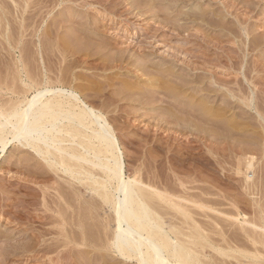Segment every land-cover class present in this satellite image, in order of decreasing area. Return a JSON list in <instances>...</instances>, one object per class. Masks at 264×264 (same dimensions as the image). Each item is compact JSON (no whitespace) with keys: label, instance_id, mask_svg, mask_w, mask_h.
Instances as JSON below:
<instances>
[{"label":"bare ground","instance_id":"1","mask_svg":"<svg viewBox=\"0 0 264 264\" xmlns=\"http://www.w3.org/2000/svg\"><path fill=\"white\" fill-rule=\"evenodd\" d=\"M13 1L15 2L16 5L12 3ZM153 1L152 0H102V1L101 0H12L11 4L12 5L14 4L15 6L14 5L12 6L11 4L9 6L10 7L12 6L11 7L12 11L14 10L13 12L9 11L10 7H8V9L6 8L8 4L6 2H9V0L3 1L4 3L0 5L2 6L0 10V17H1L0 18L1 19L0 29H2L0 30L1 31L0 35L2 37L0 41L1 43L0 46H2V48H5V49L7 47H11L10 49L13 48L15 51L19 50L18 51L19 55L12 59H14V62H15L14 65L16 67V70L18 71V72L16 71L17 78L20 81V82L18 81V83L16 82L17 80L15 79L16 76L13 79L11 78L12 80L8 78L9 80H5V81H3L4 79L2 80L4 75L2 76V78H0V81L2 80V82H0V159L2 158V153H5L8 149H10L11 146L13 147L12 149H15L14 151L17 150L18 152L20 151V153L22 151H26L28 153L30 152L29 156L31 157L32 155L31 158H33V161L35 160L33 163L34 167L35 168L38 167V168L37 170H35L32 167L31 169L33 171L29 169L31 173V174L28 173L30 174L29 178L33 173V176L31 177H33L34 179L30 178L31 179L30 181L37 184V186L40 185L38 187V190L39 188H41L40 190H42L41 191L42 195L40 196H41V204L44 206L48 205V203L50 204V201L47 200L48 194L46 197V188L48 189V187H46L47 186L46 181L51 178V177H47L48 173H50L49 171L48 173L46 172L47 171L46 169L48 167H49L48 170L51 168L50 169L51 171H53L54 173L57 172L56 179H57V174H59V172L66 173L73 179L75 184L78 182L80 183L79 184L80 186L81 184L82 186H85L84 188L86 189V191H89L88 192L89 194L87 192L85 193L84 191L82 192L81 191L82 189L78 185H77L78 187L74 185L77 187L75 191L73 192L76 198H74V201L73 200L71 201L70 199H67V198H72V197H69V195L72 194V190L70 188L69 189L71 193L70 194L68 193L69 194V195L67 194L68 197L67 196L65 197L64 193L62 192L63 190L59 189L61 185H59L58 188H56L55 186V191L57 193L56 195L55 194L54 195L56 196L57 199L55 200L54 198L55 196H54L53 198L55 201L52 200L53 198L51 199V201H53V203H56L54 205H57V207L50 208L49 206L48 208L51 209V210L49 209L50 211L54 212L53 214L54 217L56 216L55 222L54 220H52L53 218H51L50 220L53 221L55 224H57L56 226L61 227V228L58 227L59 230L61 229L60 234H59V231L58 232L55 231L58 233L60 237L57 236L56 238L58 239L56 241L54 240V242H51V244H47L44 241L45 239H42L43 237L42 232L44 230L43 231L40 230L42 232H39V231L37 232L33 230L34 228L32 229L33 226L32 227L30 226L29 228H27L29 230L31 228L32 230L31 231L32 233L29 235L30 236L29 240L31 241L33 240V241L32 242L30 241L29 243L31 244L34 241H36V244H34L35 242L33 243L34 248H31V249H36L37 252L38 251L44 252V254L50 253V252L57 253L56 256L54 257L52 256L53 258L51 257H50L51 259L49 258L51 262L55 261L54 264L55 263L62 264L65 261L64 259L68 257L69 258L71 257V258L68 259L67 264L68 263L77 264L78 258L76 257L78 255L75 254L77 256H73L74 251L72 249V246L70 245L72 243H74V245L72 244L73 247L75 245L77 246L79 245L81 247L82 246L88 247L89 250H93V251L94 250L96 251L97 249L98 254L100 253L98 249L105 250L107 251V253H109V251L110 253L113 252L115 255L118 256V258L120 257L123 259L121 261L125 260L124 262H128V264H134V262H136L137 264H243V263L264 264V200H263L264 198L262 199L259 197L260 199L257 198L256 200L252 202V204L255 206L254 207L255 210L253 211L254 216L253 217L250 216V218H248L247 214L246 213L244 214L242 212L241 207L238 205V202L235 201L236 199L235 200L231 199L232 201L230 200L231 202L229 203V205L231 207L229 206L227 210H224L227 207L221 208L220 206L223 207L224 204H228L227 203L228 200L227 201L225 200L226 201L225 203V202H221L224 199L222 200L220 199L221 201H219L218 198L216 199L215 197H213L217 194L214 193L212 190H210L209 188L210 186L207 188L206 186H203V187L200 186V188H203V189L200 192H196V191L194 192L196 187L194 188L193 185L189 186L190 184L189 180H188L189 182L188 186L185 184L186 182L183 181L184 180L183 176L185 174L184 172H182L184 174L183 176H181L182 173L180 171L181 173L180 177H183L182 180L178 176L179 174L171 175V177L176 175L173 178H176V180L179 181L177 182L179 184H176V182L174 183L176 184L175 186H173L174 184H172V186L168 185L171 179L169 181L168 176L167 178L165 177L166 175L161 178H165V180L168 179L169 181V182L167 181L168 184L166 183L164 179L162 181H164L165 183L164 182L159 183L160 181L157 182V180L159 179L158 178L159 175H157L156 177L154 176V178H157L156 180L153 178L154 180L152 181H150V179L149 181H145L144 180L145 176L144 178H142L143 174L141 175V173H138L139 171L138 172L135 171L134 172L135 174L133 173L134 175L126 174L125 162L123 159V155L119 149L118 138L116 134L114 133V129H112L113 127H111L112 125L111 121H113L112 120L113 118L110 120L108 117V114L106 115V111L108 112L110 111L108 110V108H110L109 106L111 104L113 105L114 102H117L118 104V102L120 103L125 100H128V101L130 100V102L131 101L133 103L138 102V104L143 105V106L153 105L151 108L157 116L155 120L156 123L154 124L152 123L153 125H169L170 126L171 124V125H197V126L198 125L199 126L208 125V127L211 126L212 129H214L212 130L214 132L210 131L211 129L210 128L209 130L207 129L208 131L206 129L203 130L204 133H202L200 131L202 129L198 128L199 126L197 127L198 132L200 131L202 134L198 133L196 135L197 140L195 137L193 138L194 140L200 141V142L199 144L194 143V145L192 146V149L200 148L202 151L204 149L206 150L208 149V151L212 150L210 152L215 151L214 152L215 154L218 153V155H220L218 156L216 154L218 156V159L219 157H221V159L222 157L226 158L227 157L225 156L227 152L225 151L226 148L228 150L229 148L232 147L234 143L235 144L233 147H235L236 144H237L236 147L239 146L238 143L242 141L241 140L242 138H245L243 136L242 138L240 137L241 138L239 139L240 141L237 140L236 138L233 140V141L235 140L239 141L238 143L230 142V140L234 138L233 135H235L234 134L235 129L236 130L239 129L238 135L246 134L245 133L246 130H244L245 128L240 129L241 126H239V125L244 124V123L242 124V122H244L243 119H245V116L244 117L242 116L243 114H240L241 116L238 115L240 117L235 118L233 121L230 119L231 122L227 121L229 111H231L232 108L236 107L238 102H242L243 105H246L248 106V108L255 110L256 116H257L256 119H258L257 121L259 122L258 126L261 125L260 129L262 128L263 129V130L261 129L263 131L262 134L264 133V80H263L264 78H262L263 76L259 75V73L264 72V60L263 61L261 60L262 57L260 58V60L259 58L257 60L254 58L255 61L250 59L253 62H250L249 59L248 61H244L245 57L242 60L241 52L239 53V55H236V56L235 54H233L232 56L230 55L228 59L225 57V59L228 60V61L225 60L226 62H228V63L225 62L226 65L229 64L231 68H237L239 73L242 74L241 76L242 78L236 77L232 81L230 80L231 78H234V76L231 77L229 80L228 78L227 79L225 78L224 80V79H221V77H219L218 75L217 76L219 78L216 76V73L214 72L216 67H214V69L211 68L213 66L210 67V65L212 64L211 61L213 60L212 58H210V56L212 55L207 53L209 50L208 49L206 50L203 47L205 45H203L202 43L198 44L200 46L198 48H195L194 46L192 47V44L190 42L175 44L174 45L175 47L173 48L171 47V50L167 51L168 52L167 56L166 55L164 56L166 62L157 63L153 60V57H152V55L155 52L151 50H153L152 48H156L155 45H157V43L155 41H156V38H159L160 36L159 35L155 36L154 34H158V33L155 32L153 34V32L150 31L151 29L148 30L149 29L148 26L140 30L141 34L145 33L144 35H146V37L144 38L146 39H143L141 45H139L135 49V54L133 55L135 59H133L132 55L127 56L126 51L128 49L126 50V48L122 47L121 42L118 39H116L114 36L109 34V30H111L110 28H113L118 21L121 23L124 22V26L127 27V30H128V27H130L131 24H130V18L127 17V15L128 16L130 14L132 15L135 14V16H138V14L141 15L140 11L142 10H140V7L143 4L144 5L142 8H145V10L149 12L150 10L154 8V5L158 3L154 1L155 3L154 4ZM99 3L102 4V6H100ZM159 4H160V1H159ZM62 7L66 8V11L65 10L59 11V9H63ZM155 7H158V6H155ZM56 9H58V13L56 12L54 14ZM138 9H139V12H136L138 11ZM11 13H12V16L14 15L12 19L13 18H16L15 20L18 19L16 21L18 23V26H16L17 30H16V27L15 28L13 27V30L14 29L16 30V31H13V33H15L13 35L14 38L11 35L12 31L9 34V31L11 29L9 30L7 26L8 23L12 24L10 23ZM189 13L186 12V14H189ZM96 14H98V16ZM195 14L193 13L194 15L193 17L195 20L193 18L191 19L196 22V19L197 20L199 19L198 17L200 14L198 13L199 15H196L198 17H196ZM7 15H9L10 18H7L9 17ZM176 16L177 15L175 16L173 15V17L178 19V23H179V18L181 20V17H178V16L176 17ZM188 16H185V19L186 17L188 18ZM191 16H189V18ZM169 18L172 19L171 15L168 14L165 16V19L168 20ZM200 18L204 19L205 17L204 18L200 17ZM175 20L173 21L174 24H172V27L170 26L171 24L169 23V21L167 22L164 21V22L166 23L167 26L168 24H170L169 25L170 29L172 28L174 31H176L175 29H177L178 32H175L176 34H172L173 38L177 40L185 41L184 39L188 38V36L181 34V32H184L183 30H181L180 32V27L182 26L177 25V22H175ZM44 22L45 23L47 22V23L42 28V24H44ZM171 23H172V20H171ZM187 24L188 22L186 23V25ZM189 24H191V21ZM196 24L197 22L194 25ZM158 26H160L159 23H158ZM183 26L185 27V23L183 24ZM200 26H203V25L200 24ZM196 27H197V30H200L199 32L195 30L196 35L197 33H200V32L202 33L201 29H203V27L202 28L200 27L201 29H198L199 28L198 25ZM196 27L194 26V28ZM134 28L136 29V27ZM159 28L160 27H158L157 30ZM186 28H187L186 30L190 29V28L188 29V27ZM61 29L62 30L64 29V31H62ZM135 29H133V33L134 31H137ZM181 29H184V28H181ZM190 30L192 31V29ZM163 31L160 32V34H163ZM140 33L138 31L137 34L140 35ZM202 34H204V36L208 35L206 32ZM162 37H165V34L164 36L162 35ZM192 37L194 36L192 35ZM192 37H191V40L193 39ZM150 40H153L154 42L152 43V41ZM145 41H148V42H145ZM27 42L29 44H27L28 47L26 48ZM144 42H145L144 45L146 46H142ZM186 43L188 44L190 43L191 47L187 45ZM29 46L30 47L32 46L33 48L31 47V52H29L28 54L26 53V55L30 58V59L29 58L27 59H29V62H32L35 60L36 61V62L34 61L35 62L34 64H36L34 65L35 67H37L39 64L38 68L39 67L40 68L39 69L35 68L36 71L38 69L37 71L38 73H36L35 70L34 72L33 68L28 67L32 65L31 63L27 64L28 60L26 61V57H25L26 56L25 52L27 51L26 49H28V51L30 50ZM10 49H7V51L9 50L11 52V53L10 52L8 53H10L12 57L13 52ZM3 52L5 51L3 50ZM235 52H237V50ZM242 55L246 56L245 53H243ZM218 57H219V54L217 53L214 59L215 58L218 59ZM239 58H241V60ZM8 59H9V56H8ZM220 60H218L219 61L218 64L221 63L222 60L221 61ZM11 61L12 60H10V63ZM37 62L39 63L37 64ZM169 62L172 64L171 66L167 65V63ZM213 62L214 64L217 63L215 62V60H213ZM82 64L85 65V67L88 70L99 69L104 72L106 71H113V72H111V75H108V76H105L106 73L105 74L103 73L105 80L102 81V79L100 80L98 78L97 79L94 78L96 76L99 77L100 75H103L101 73H98V71L97 73L94 72L96 76L94 77L92 76L91 78V76H89L88 73H87L88 74L87 76V74L86 75L81 74L83 72L79 73L78 70H75L77 69L76 67ZM4 65H7V63ZM219 66L217 65V67ZM13 69L14 68H12V71ZM29 69H30V72L32 70V73L28 71ZM121 70H126L127 73L133 74L132 77H134L133 79H135L136 77V80L134 82L127 81L126 84L124 85L122 84L123 89L120 88V90L119 91L117 90V92L114 93V95L112 93L108 94L109 91L105 92L106 89H108V86L110 87L111 84L114 83L116 78L118 79V76L114 75V73L118 74ZM4 71H7L6 68ZM4 71L2 72V74L4 73ZM205 72L211 73V75L214 76V79L209 73L208 75ZM195 73L200 74V75H196V77H194ZM144 75L148 76V78L146 77L147 78L146 81H149L150 83L149 85H152L154 87L151 90L148 88L149 90L146 91L143 89L144 86L142 87L143 82L140 79V77L143 76L144 78ZM5 76L7 79L8 75H5ZM12 77H14V75ZM245 82H247L249 85H246ZM210 83H212V85ZM17 84H20V85L18 86ZM246 86L247 87L249 86V87L247 88ZM142 91H146V92H142ZM183 93L186 94L184 95V98L179 96V95H183ZM99 96H101L100 97L101 99L102 97L104 99L100 100ZM106 96L108 100H110L109 102L107 101ZM187 97H190L192 100L190 98L188 99H190L191 101L184 100V99H187ZM98 99L101 102H99ZM105 99H106V104L108 103L110 104L109 106L105 105V103L103 102V100ZM101 103L105 107L107 106V109L104 106H102ZM157 103L159 104L156 105ZM166 104H169V105H166ZM121 107H124V106L121 105ZM144 110L145 109H143V111ZM129 113L130 112H128V114ZM179 113L185 114V116L180 115ZM128 116L130 115H127L126 119L129 118ZM253 119L255 120V118ZM128 123H131V122L129 121ZM247 127H248V124H247ZM233 128L235 129L233 130ZM179 129L181 130V128ZM240 130H241V134H240ZM193 131H192L193 135L197 133V130L195 131L196 133ZM253 132H252V136H253ZM256 133L257 132H255V134ZM164 134L167 135L166 133ZM253 137L255 138V136ZM261 137H260L261 142L259 143L256 142V143L257 145L258 144L263 145V147H261L262 149L258 153L262 154V156L260 155L261 157H264V134ZM162 138L160 142L162 141ZM178 140H179V137H178ZM146 141H148V139ZM157 141L159 142V139ZM175 141H173V143ZM245 141L247 142L248 140L245 139ZM254 141L250 140L248 141V143L254 142ZM231 143H233L231 146H227V144L229 145ZM186 144L187 143H185V145ZM179 147L178 149L180 150L181 147L180 148ZM237 149H234L233 152ZM256 149L257 148L255 146L253 149V148H250L248 145L247 147H242L238 151L234 152V153L240 154V156H242L241 154L245 156V157L243 156L242 158L239 156V158L241 159H239V161L237 160L238 162L237 164L239 168L237 170L244 172V169L247 168L245 169V171L246 170L247 171L244 175L246 178L247 177L250 178V180L248 178L247 179L245 178L247 180V182L245 181V184L249 183V181L252 182L253 180V179L251 180V178L253 177V174L252 176H250V173L248 171L252 170L256 165L255 163V160L257 158ZM231 151L232 149H230V152ZM19 155L15 159H18L21 161L24 160L23 158L25 156L21 154ZM173 156H171V159ZM235 158L236 157H234V159ZM218 159L216 160L217 164L221 162ZM7 160L9 161L10 159L8 158ZM42 165H45L47 168L46 167L43 168L44 166L42 167ZM221 165L225 166V164L224 165L221 164ZM240 165L244 166L243 170H242V167L241 168L239 167ZM41 167L45 171H43ZM99 169L102 171V173L101 171H99ZM174 172L177 173L175 170ZM155 173L156 172H154V174ZM28 174L27 176L23 175V177L21 176L18 177L16 181H11L9 184L7 183V187L13 186V190L17 188L24 189V187L30 188L31 182L28 180ZM69 176L66 178H68V180L70 181L71 178L69 179ZM216 178L218 179V177ZM263 179L264 178H262V180ZM58 180L57 182H59ZM64 180L65 178L63 179V181ZM206 180L208 181L207 178ZM27 181L30 184H28ZM251 182H250V185L252 184L251 186H254V184H256L255 187L257 186L258 189L261 191V194L264 195V185L259 184V182H257V179L256 181L253 180V182L252 183ZM15 183H17V185L19 183V186L17 187L14 186ZM262 183H264V181H262ZM5 184L0 180V185H1L0 186V204L5 207L4 208L5 212L11 211L14 214L13 217L18 219L19 221H22L23 219L25 220L27 216L28 218L29 217L31 218L32 216H29L31 214L29 211V207L31 206L32 203L35 202L34 201L35 199L31 203L30 199L28 200L29 197L26 199V198L16 197V195L10 196L9 192H7L8 190L6 191L7 188L4 189V187H6ZM59 184H62V183H59ZM242 184L244 186V179L242 181ZM177 185L181 186L182 190L176 189L175 187ZM250 185H248L249 188H252ZM243 186H241V188ZM247 187L245 186L244 188L248 190ZM255 187L253 188L255 189ZM216 188L218 189V187ZM253 188L252 190H254ZM33 189L36 190V188H33ZM51 189H52V186H51ZM243 189H241V191ZM243 191H246V190H243ZM248 191L251 192L250 189ZM83 193L87 194L86 195L87 199L85 198L84 201L81 200L83 199L82 198ZM32 194H34V192ZM252 195L254 194L252 193ZM217 196H220V194H218ZM261 197H264V196H261ZM61 201H63L62 202L63 205L59 204ZM15 204L22 207V209L21 208L19 210L17 209V211L12 210ZM100 206L101 207L105 206L103 208H106V211L107 209H109L108 212L104 211V213H108L106 214L107 216H105L104 214L103 218L105 219H103L104 221H102L104 223L102 224L101 222L100 223L101 225L100 226L98 225L99 227L102 226L101 232L103 231V233L101 234H103L102 235L104 237L103 240H101L102 236L100 237V235H98V232L100 230L98 231L97 229L96 231L98 232H95L91 228L93 224L90 225V227L87 224L90 220L95 221L96 212L99 211L98 209H100L99 208ZM192 208H197L203 212L205 211L208 212V210L211 212H215V214L211 213L213 214V216H215V218L213 217V220L215 219L214 222L212 220V223L208 221L207 223L206 222L207 219L202 220V218H201L202 221H200L197 215L198 213L195 212ZM168 209L174 210L175 212L172 213L173 211L172 212L170 211L171 213L170 214L167 211ZM250 209H249V213H250ZM244 212H246V210ZM209 214H205V215L203 214V215L208 218L211 215ZM47 215H44L42 217L43 219L42 218L41 219L42 220L47 219L48 218ZM97 215L99 216L98 213ZM167 215L168 216L174 215L173 217L174 218L176 217L175 218L176 221L178 218V216L176 215H180L179 216L180 218H178V220L180 219L181 221L180 220L179 221L181 223L178 224L175 221L173 222L171 220H169L171 221L169 223L166 220V218L168 217ZM195 215H197L196 218H195ZM40 217L41 216H39V218ZM99 217L101 218V216ZM173 217H172V220H173ZM169 219L171 218L169 217ZM211 219H212V216H211ZM30 221L31 220H29V222ZM94 221L93 223H95ZM43 223L44 222H42V224ZM89 228H91L95 233H97L99 237L97 235L96 237L93 236L95 233H91L89 231L90 230ZM210 231H212L214 234L215 233L218 234L220 236L219 238L221 239H215V237L213 238L212 234L210 236V234H208ZM2 233L0 235V248L2 246L4 250L6 249V253H5L6 255H8L7 254L8 252L9 253H11V251L14 252L13 249L20 248V245L22 243L20 245L16 244V242L13 243L11 241L13 239L10 237L11 235H4V233L3 234ZM216 234L215 236H217ZM97 237L100 238V241ZM29 243L27 244L29 245ZM28 245L25 244V246L27 247ZM25 246H23V248ZM30 247H33V246L30 245ZM28 249H25V250H28ZM102 252L100 254H102ZM213 252L214 253L217 252V254H214ZM11 254L12 256H14L13 253ZM98 254L94 256H92L91 254L90 258L87 257V259H89L88 260L89 262L87 264L89 263L92 264L94 258L98 256ZM12 256L10 257L12 258ZM103 256L105 258V255ZM103 256H101V258ZM109 257L111 256H108V258ZM6 258L8 259L9 257L6 256ZM82 258H83L82 262L84 263V261L87 259L84 260V257ZM109 259H108V262H109ZM228 259H230V261ZM7 261H4V262H7ZM79 261L81 262L80 259ZM95 262H97V260ZM108 262L106 264L112 263V262H109V263ZM85 264H86V261H85ZM114 264H115V261H114Z\"/></svg>","mask_w":264,"mask_h":264},{"label":"rangeland","instance_id":"2","mask_svg":"<svg viewBox=\"0 0 264 264\" xmlns=\"http://www.w3.org/2000/svg\"><path fill=\"white\" fill-rule=\"evenodd\" d=\"M2 1V2H1ZM3 1H8V0H0V2H1V4L0 5H2L4 2ZM11 1L12 0H9V2H6V3H8L7 4V9H8V7H10L9 5L11 4ZM102 1V0H101ZM153 1V0H152ZM154 1L155 2H158L157 4H155L154 3ZM153 1V3L155 4L154 5V8L152 9V10H150L149 12L148 11H146L145 10V8H142L143 7V5H141V7H140V10H142V11H140V14L141 15H139L138 14V16H135V14H130L129 16L127 15V17H129L130 18V27H128V30H127V27H125L124 26V22H117V21H115V22H117L116 24H115V28L113 27V28H110L111 30H109V34L110 35H112V36H114L116 39H118L120 42H121V45H122V47H124V48H126V54H127V56H133L134 54H135V49L139 46V45H141V43H142V40L143 39H146V38H144V37H146V35H144V34H141L140 33V30L142 29V28H146L147 26H148V30H150V31H152L153 32V34L156 32V33H158V34H154L155 36L156 35H159V36H157V37H159V38H156V43H157V45H155V47L156 48H152L153 50H151V51H154L155 53L152 55V57H153V60L155 61V62H157V63H162V62H166V60H165V55L167 56V51H170L171 50V47L173 48V47H175L174 45L175 44H178V43H185V42H190L191 44H192V47L194 46L195 48H198V47H200L198 44L199 43H202L203 45H205V46H203L206 50L208 49L209 51L207 52L208 54H211L212 56H210V58H212L213 60H215V62H217L216 64H214V62H213V60L211 61V65H210V67L211 66H213V67H211L212 69H214V67H216L215 68V73H216V76L218 75L219 77H221V79H224L225 80V78L227 79L228 78V80L231 78V77H233L234 76V78H231V80L230 81H232V80H234L236 77H239V78H242L241 76H242V74L241 73H239V71H238V69L237 68H231L230 66H229V64H227L226 65V63H228V62H226L225 60H227L228 58H229V56L231 55H233V54H235V56L236 55H239V53L241 52V58H242V60H243V58L245 59L244 61H248V59L250 60V59H252V60H254L255 61V59L257 60L258 58H259V60H260V58H261V60L263 61L264 60V0H154ZM159 1H160V4H159ZM176 1H178V2H176ZM165 2V3H164ZM176 2V3H175ZM12 3H14L15 4V2L13 1ZM103 3H104V1H103ZM163 3V4H162ZM13 4V5H14ZM100 4V3H99ZM165 4V5H164ZM12 5V4H11ZM12 5V6H13ZM16 5V4H15ZM14 5V6H15ZM164 7H163V6ZM11 6V7H12ZM97 6V5H96ZM100 6H102V4H100ZM155 6H158V7H155ZM1 7L2 6H0V10H1ZM10 7V8H11ZM10 8H9V11L10 12H13L12 11V8H11V10H10ZM63 8V7H62ZM157 8V9H156ZM160 8V9H159ZM6 9V10H7ZM14 9V8H13ZM66 11V8H63V9H59V11ZM95 10V9H94ZM94 10H93V12H94ZM8 11V10H7ZM145 11H146V13H145ZM153 12V14H152V12ZM179 11V12H178ZM181 11V12H180ZM58 13V9H56V11L54 12V14L55 13ZM96 12V11H95ZM136 12H139V9H138V11H136ZM148 12V13H147ZM151 12V13H150ZM168 12V13H167ZM171 12V13H170ZM173 12V13H172ZM176 12V13H175ZM186 12L187 13H189V12H191V13H189V14H186ZM156 13V14H155ZM159 13V14H158ZM181 13H183L185 16H191L190 18H189V16H188V18L190 19H188L187 17H186V19H185V16L183 15V14H181ZM193 13L195 14V16L196 15H199V17L198 16H196V17H198L199 19L197 20L196 19V22H197V24L196 25H194L196 22L194 21L195 19H194V15H193ZM199 13V14H198ZM203 13V14H202ZM10 14V13H9ZM144 14V15H143ZM162 14V15H161ZM171 15V17H172V19H165V16L166 15ZM179 14H180V16H179ZM206 14V15H205ZM52 15H53V13H52ZM97 16H98V14H96ZM157 17H156V16ZM173 15L175 16V15H177L178 17H181V20H180V18H179V23H181V24H179L178 23V19H176L175 17H173ZM184 17H183V16ZM204 15V16H203ZM7 16H9V15H7ZM10 16H11V18H10ZM9 17H7V18H10V19H8V20H10L11 22L10 23H12V24H9L8 23V29L10 30L9 31V34L11 33V31H12V33H11V35H12V37H13V35L15 34V33H13V31H16L17 30V27L16 26H18V23L16 22L17 20H15L16 18H13L12 19V17H14V15L12 16V13H11V15H10ZM51 16V15H50ZM49 16V17H50ZM100 16V15H99ZM155 16V17H154ZM159 16V17H158ZM176 16V17H177ZM238 16V17H237ZM183 17V18H182ZM200 17H205L204 19H202V18H200ZM1 18V17H0ZM161 18V19H160ZM165 20H164V19ZM174 18V19H173ZM191 18H193L194 20H192ZM239 18V19H238ZM48 19V18H47ZM46 19V20H47ZM176 19V20H175ZM1 20V19H0ZM13 20V21H12ZM45 20V21H46ZM160 20H161V22H160ZM171 20H172V23H171ZM175 20V22H177V25H180V26H182V27H180V32H181V30H183L184 32H181V34H183V35H187L188 36V38H185L184 40L185 41H182V40H177V39H175V38H173V36H172V34H176L175 32H178L177 31V29H175L176 31H174L172 28L170 29V26L172 27V24H174V21ZM241 20V21H240ZM167 22V21H169V23L171 24H168V26L166 25V23L165 22ZM190 21H191V24H189L190 23ZM195 23H194V22ZM242 23H240V22ZM1 22V21H0ZM188 22V24L186 25V23ZM47 23V22H46ZM46 23L44 22V24H42V28L46 25ZM150 23V24H149ZM158 23H159V25L160 26H158ZM163 23V24H162ZM165 23V24H164ZM185 23V27L183 26V24ZM194 23V24H193ZM240 23V24H239ZM146 26H145V25ZM148 24V25H147ZM200 24L201 25H203V26H200ZM205 24V25H204ZM9 25H10V27H9ZM170 25V26H169ZM196 27L197 25H198V29H201L202 27H203V29H201V31H202V33H207L208 35V37L206 36V38H205V36H204V34H202L201 32L200 33H197V35H196V31H200V30H197V27L196 28H194V26ZM243 25V26H242ZM151 26V27H150ZM157 26V27H156ZM165 26H167V27H165ZM193 26V27H192ZM12 27V28H11ZM13 27L15 28L16 27V30L14 29L13 30ZM134 27H136V29L134 28ZM156 27V28H155ZM158 27H160L159 29H161V30H157V28ZM186 27H188V29L190 28V29H192V31L189 29V30H186L187 28ZM192 27V28H191ZM201 27V28H200ZM181 28H184V29H181ZM31 29H32V27H31ZM30 29V30H31ZM133 29H135V30H137V31H134V33H133ZM0 30H2V29H0ZM62 30V29H61ZM113 30V31H112ZM164 30V31H163ZM195 32H194V31ZM246 30V31H245ZM62 31H64V29L62 30ZM138 31H139V33H140V35L139 34H137L138 33ZM163 31V34H160V32H162ZM188 33H187V32ZM1 32V31H0ZM137 32V33H136ZM166 32V33H165ZM209 32V33H208ZM28 33V32H27ZM126 33V34H125ZM185 33H187V34H185ZM191 33V34H190ZM247 33H248V35H247ZM1 34V33H0ZM115 34V35H114ZM164 34H165V37H162V35L164 36ZM188 34H190V35H188ZM199 34H200V36L202 37V35H203V37L201 38L200 36H199ZM202 34V35H201ZM192 35L194 36V37H192ZM187 36H185V37H187ZM0 37H1V35H0ZM124 37V38H123ZM129 37V38H128ZM166 37H167V39H166ZM191 37L193 38L192 40H191ZM14 38V37H13ZM163 38H164V40H163ZM204 38V39H203ZM1 39H2V37L0 38V41H1ZM155 39V38H154ZM189 39H190V41H189ZM195 39V40H194ZM203 39V40H202ZM149 40V39H148ZM166 40H167V42H166ZM173 40V41H172ZM205 40V41H204ZM150 41H152V43L154 42L153 40H150ZM158 41V42H157ZM160 41V42H159ZM164 41V42H163ZM192 41V42H191ZM194 41V42H193ZM201 41V42H200ZM145 42H148V41H145ZM145 42L142 44V46H146V45H144L145 44ZM206 42H208V43H206ZM159 43V44H158ZM163 43H165V44H163ZM188 44V43H186L187 45H189L190 47H191V44ZM27 44H29L28 42L26 43V45ZM150 44H151V42H150ZM0 45H1V43H0ZM198 45V46H197ZM255 45V46H254ZM256 45H257V47H256ZM32 46H33V44H32ZM31 46V47H32ZM28 47V45L26 46V48ZM30 47V46H29ZM31 47L29 48L30 50L28 51V49H26L27 51L25 52V55H26V53L28 54L29 52H31ZM255 47V48H254ZM11 47H7L6 49L5 48H2V46H0V49L2 50H0L1 52H2V54H6L5 56L4 55H2L1 54V52H0V57L2 58H0V67H2V65H3V67H4V69H3V67L2 68H0V73L2 74V72L5 70V68H6V70L7 71H4V73L1 75L0 74V78H2V76H3V78H2V80L3 81H5V80H9V79H13V78H15V76H16V78L15 79H17L16 80V82L18 83V78H17V70H16V67H15V62H14V59H12V58H14V57H17L18 55H19V50H17V51H15L13 48L12 49H10ZM33 48V47H32ZM254 48V49H253ZM7 49H10L12 52H13V54H12V57H11V55H10V51L8 50L7 51ZM204 49V50H205ZM3 50L5 51V52H3ZM155 50H157V51H155ZM201 50H203V49H201ZM205 50V51H206ZM237 50V52H235ZM246 50V51H245ZM243 51V52H242ZM245 51V52H244ZM8 52H10V53H8ZM217 53L219 54V57H218V59L217 58H215L214 59V57H216V55H217ZM228 53V54H227ZM243 53H245L246 54V56H244V55H242ZM7 54H8V56H9V59H8V56H7ZM15 54V55H14ZM14 55V56H13ZM256 55H258V56H256ZM224 56V57H223ZM243 56V57H242ZM257 58H256V57ZM260 56V57H259ZM26 57V61H27V64H29V63H31L33 66L34 65H36V64H34L35 62L34 61H32V62H29V57L26 55L25 56ZM225 57L227 58V59H225ZM4 58V59H3ZM27 58H29V59H27ZM129 58V57H128ZM234 58V57H233ZM241 58H239L240 60H241ZM255 58V59H254ZM133 59H135V57L133 56ZM216 59H217V61H216ZM222 61H221V60ZM2 60V61H1ZM8 60V61H7ZM10 60H12L11 61V63H10ZM165 60V61H164ZM218 60H220L221 61V65L220 64H218ZM252 60H250V62H253ZM31 61V60H30ZM228 61V60H227ZM7 63V65H4V64H6ZM14 62V63H13ZM168 62V61H167ZM226 62V63H225ZM39 62H37V64H38ZM248 63V62H247ZM245 64H246V62H245ZM14 65V66H13ZM32 65H30V66H28L29 68H33V71L35 70V68H38V66H39V64H38V66L37 67H33ZM83 65V64H82ZM79 65L78 67H76L77 69H75V70H78V72L79 73H81V72H83V73H81V74H89V76H91V78H92V76L94 77V76H96L95 75V73L94 72H96L97 73V71H98V73H101V74H105V76H108V75H111V72H113V71H106V72H104V71H102V70H99V69H95V70H88L86 67H85V65ZM167 65L169 66H171L172 64L169 62V63H167ZM216 65V66H215ZM217 65L219 66V67H217ZM32 66V67H31ZM9 67H10V69H9ZM226 69H225V68ZM12 68H14L13 69V71H12ZM40 68V67H39ZM38 68V69H39ZM222 68V69H221ZM2 69H3V71H2ZM38 69H37V71H38ZM220 69V70H219ZM15 70V71H14ZM17 71V72H16ZM29 72H30V69L28 70ZM36 71V70H35ZM34 71V72H35ZM36 71V73H38ZM41 71V70H40ZM91 71V72H90ZM218 73H220V74H218ZM10 72V73H9ZM13 72V73H12ZM33 72V73H34ZM16 75H15V74ZM30 73H32V70H31V72ZM40 73V72H39ZM206 74H208L209 72H205ZM10 74V75H9ZM88 74H87V76H88ZM94 74V75H93ZM104 74L103 75H100L99 77L98 76H96V77H94L95 79H102V81H104L105 80V77H104ZM210 75H211V73H209ZM208 74V75H209ZM262 74V75H261ZM5 75H8L7 76V79H6V76ZM14 75V77H12ZM114 75H117L118 76V79L116 78L115 79V81H114V83H112L111 84V86L109 87L108 86V89H106V91L105 92H107V91H109V93L108 94H113L114 95V93H116L117 92V90L119 91L120 90V88L121 89H123L122 87H123V85L124 84H126V82L127 81H130V82H134L135 80H136V77H135V79H133L134 77H132L133 76V74H131V73H127V71L126 70H121L118 74L117 73H114ZM193 75V74H192ZM195 75V76H194ZM193 76L194 77H196V75H200V74H194ZM223 75V76H222ZM259 75L260 76H263L262 78H264V72H261V73H259ZM137 76V75H136ZM212 76V75H211ZM217 76V77H218ZM19 77V76H18ZM131 79H129V78ZM148 78V76H146V75H144V78H143V76L142 77H140V79L142 80V87H143V89L144 90H146V91H148L149 89L151 90L152 88H154L152 85H149L150 83H149V81H146L147 80V78ZM208 77H210V76H208ZM213 77V79H214V76H212ZM218 77V78H219ZM223 77V78H222ZM9 78V79H8ZM125 78V79H124ZM11 79V80H12ZM127 79V80H126ZM144 79V80H143ZM2 80L0 81V82H2ZM10 80V81H11ZM223 80V81H224ZM264 80V79H263ZM125 83H124V82ZM20 82V81H19ZM147 83H148V85H147ZM168 83H170V82H168ZM114 84V85H113ZM123 84V85H122ZM145 84H146V86H145ZM211 85H212V83H210ZM245 84L246 85H249L247 82H245ZM18 86L20 85V84H17ZM214 85V84H213ZM247 87V86H246ZM249 87V86H248ZM247 87V88H248ZM147 88V89H146ZM149 88V89H148ZM223 88H225V87H223ZM146 91H142V92H146ZM4 92V91H3ZM106 94V93H105ZM184 95H186V94H184L183 93V95H179L180 97H182V98H184ZM102 96V95H101ZM101 96H99V99L100 100H102V99H104L103 97H102V99L100 98ZM104 96V95H103ZM105 97V96H104ZM4 98H5V96H4ZM165 98V97H164ZM188 98H190V97H187V99H184V100H188V101H191L190 99H188ZM98 99V100H99ZM106 99H107V101L109 102L110 100H108V98H107V96H106ZM106 99L105 100H103V102L105 103V105H107V106H109L110 104L108 103V104H106ZM99 100V102H101ZM125 102V103H124ZM219 102V101H218ZM111 103V102H110ZM122 103V104H121ZM132 103V104H131ZM102 104V103H101ZM115 104H117V102H114L113 103V105H114V107H113V105L111 104L109 107L110 108H108V110H110L109 112L108 111H106V115L108 114V117H109V119L111 120L112 118V120L113 121H111V123H112V125H111V127H113L112 129H114V133L116 134V136H117V138H118V143H119V149H120V152L122 153V155H123V159H124V162H125V171H126V174L127 175H130V174H132V175H134L135 173V171H139L138 173H141V175H142V178H144V176H145V181H149V179H150V181H152V180H156L157 178H154V176L156 177L157 175H159L158 176V178L160 179H158L157 180V182H159V183H161V182H164V181H162L163 179L165 180V178H161V177H164L165 175V177L167 178V176H168V178H169V181H170V179H171V181L169 182L168 181V179L167 180H165L166 181V183L168 184V182H169V184L168 185H171L172 186V184H174L175 182H176V184H179V183H177V182H179V181H177L176 180V178H173V177H175L176 175H174V176H172L171 177V175H173V174H179L178 176L180 177V174L182 173V172H184V173H182V175L181 176H183V174H184V182H186L185 184L188 186V180L190 181V184H189V186H192L193 185V187L195 188V190H194V192L196 191V192H200L203 188H200V186H206V188L207 187H209L210 188V190H212L214 193H216L217 195L218 194H220V196H217V195H215V196H213V197H215L216 199L218 198L219 199V201H221L222 199H224V200H222L221 202H225L226 203V201H227V203L228 204H224L223 205V207L222 206H220L221 208H225V207H227V208H225L224 210H227L228 208H229V203L234 199H236L235 201H237L238 202V205L241 207V210H242V212L245 214H247V216H248V218H250V216H254V214H253V211L255 210V206L252 204V202L254 201V200H256L257 198H264V197H261V196H264V195H262L261 194V191L258 189V187L256 186L255 187V185L256 184H254V186H251L250 185V182L251 181H249L250 180V178H248L249 180V183H247V184H245V181L247 182V178L245 177V173H246V171H245V169H247V168H245L244 169V166L243 165H240L239 167L241 168L242 167V170L244 169V172H242V171H239V170H237V169H239L238 168V162H237V160L239 161V159H241L244 155L243 154H241L242 156H240V154H238V153H234V152H236V151H238L239 149H241L242 147H247L248 145H249V147L250 148H253L254 149V146L257 148L256 150H257V155H256V157L258 158H256V160H255V163H256V165H255V167L252 169V170H249L248 172L250 173V176H252V174H253V177L251 178V180L253 179V180H255L256 181V179H257V182H259V184H263L264 185V183H262V181H264V179L262 180V178H264V157H261L262 156V154H259L258 152L262 149L261 147H263V145H260V144H258L257 145V143H259V142H261L260 140V137L264 134H262V130L260 129V127H261V125L260 126H258V124H259V122L257 121L258 119H256L257 118V116H256V112H255V110L254 109H250V108H248V106H246V105H243V103L242 102H238L237 103V105H236V107H234V108H232L231 109V111H229V114H228V119H227V121L228 122H231V120L233 121L235 118H239L241 115L240 114H243L242 116L244 117L245 116V119H243V121L244 122H242V124L243 125H239V126H241L240 127V129L242 128H245L244 130H246V134H241V130H240V134L241 135H238L239 134V129H235V128H233V130L235 131L234 132V134L235 135H233V139H231L230 140V142H236V143H238L240 140L239 139H241L243 136L245 137V138H242L241 140V142H239L238 144H239V146H237L238 147V149H237V147H236V145H235V147H233L234 146V144L233 143H231V144H227V146H231L232 144V147L231 148H229L228 150H227V148H226V150L225 151H227L226 152V155L225 156H227L226 158L224 157H222V159H221V157H219V159H218V156H220V155H218V153H214V152H210V151H212V150H209L208 151V149L206 150V149H204L203 151L200 149V148H198V149H192V146L194 145V143H196V144H199V142L200 141H196L197 140V134L199 133H204V131L203 130H209L210 128V131H212V130H214V129H212V127L211 126H209L208 127V125H171L170 124V126L169 125H153L154 123H156V114H155V112L152 110V106L153 105H140V104H138V102L137 103H133L132 101L130 102V100L128 101V100H125V101H123V102H118V104L117 105H115ZM122 106H124V107H121V105ZM159 103H157L156 105H158ZM161 104V103H160ZM120 105V106H119ZM127 105V106H126ZM135 105V106H134ZM138 105V106H137ZM166 105H169V104H166ZM212 105V104H211ZM102 106H104L103 104H102ZM107 106L105 107L106 109H107ZM134 106V107H133ZM141 106V107H140ZM148 106V107H147ZM113 107V108H112ZM116 107V108H115ZM118 107H120V108H118ZM130 107V108H129ZM137 107V108H136ZM118 108V109H117ZM140 110H139V109ZM121 109V110H120ZM124 109V110H123ZM129 109H131V110H129ZM134 109V110H133ZM143 109H145L144 111H143ZM112 110V111H111ZM114 110V111H113ZM117 112H116V111ZM249 110H250V112H249ZM130 112L129 114H128V112ZM134 111V112H133ZM137 111V112H136ZM144 113H143V112ZM145 111H146V113H145ZM242 111V112H241ZM108 112V113H107ZM126 112V113H125ZM132 112V113H131ZM151 112V113H150ZM249 112V113H248ZM115 113V114H114ZM154 113V114H153ZM234 113V114H233ZM245 113V114H244ZM248 113V114H247ZM121 114V115H120ZM125 114V115H124ZM133 114V115H132ZM141 114V115H140ZM180 115H184L185 116V114H181V113H179ZM247 114V115H246ZM252 114V115H251ZM110 115V116H109ZM114 115V116H113ZM116 115H118V116H116ZM120 115V116H119ZM127 115H130V116H128L129 118V120L128 119H126V117H127ZM153 117H152V116ZM238 115H240V116H238ZM231 116V117H230ZM250 116V117H249ZM254 116H256V117H254ZM111 117V118H110ZM117 117H119V118H117ZM125 117V118H124ZM138 117H139V119H138ZM116 118V119H115ZM121 118H122V120H121ZM124 118V119H123ZM143 118V119H142ZM150 118V119H149ZM155 118V119H154ZM249 118V119H248ZM253 118H255V120L253 119ZM119 119V120H118ZM125 119H126V121H125ZM132 121H131V120ZM152 119V120H151ZM231 119V120H230ZM116 120V121H115ZM118 120V121H117ZM131 122V123H125V122ZM150 121V122H149ZM248 121V122H247ZM114 122V123H113ZM119 122V123H118ZM121 122V123H120ZM123 122V123H122ZM135 122V123H134ZM246 122V123H245ZM255 122V123H254ZM117 123V124H116ZM124 123H125V125H124ZM153 123V124H152ZM115 124V125H114ZM150 124V125H149ZM173 124V123H172ZM247 124H248V127H247ZM253 124V125H252ZM246 127H245V126ZM254 125H256V126H254ZM189 126V127H188ZM196 128H195V127ZM117 127V128H116ZM159 127V128H158ZM178 127V128H177ZM200 128V129H202V130H200L199 132H198V128ZM204 127V128H203ZM208 127V128H207ZM259 127V128H258ZM116 128V129H115ZM158 128V129H157ZM168 128H170V129H168ZM177 128V129H176ZM179 128H181V130L179 129ZM194 128V129H193ZM179 129V130H178ZM252 129V130H251ZM259 129V130H258ZM156 130V131H155ZM163 130V131H162ZM194 130V131H193ZM197 130V133L195 132ZM207 130V131H208ZM253 130H254V132H253ZM261 130V131H260ZM159 131V132H158ZM192 131L193 132H195L196 134H192ZM216 131V130H215ZM237 131V132H236ZM162 132V133H161ZM182 132H184V133H182ZM212 132H214V131H212ZM243 132V131H242ZM252 132H253V136H255V138L252 136ZM255 132H257L256 134H255ZM259 132H260V134H262V135H260L259 134ZM164 133H166L167 135H165ZM178 135H176V134ZM188 133V134H187ZM201 133V134H202ZM237 133V134H236ZM176 135V136H174V135ZM191 134V135H190ZM249 134H251V135H249ZM258 134H259V136H258ZM163 135H165V136H163ZM187 135V136H186ZM237 135V136H236ZM159 136V137H158ZM161 136V137H160ZM211 136H213V135H211ZM247 136H248V138H247ZM257 136V137H256ZM163 137V138H162ZM176 137V138H175ZM178 137H179V140H178ZM190 139H189V138ZM196 138V140H194L193 138ZM241 137V138H240ZM253 137V138H252ZM154 138V139H153ZM157 138V139H156ZM161 138H162V143L160 142V140H161ZM173 138V139H172ZM185 138V139H184ZM192 138V139H191ZM237 139V140H239V141H233L234 139ZM262 138V137H261ZM148 139V141H146ZM159 139V142L157 141ZM177 139V140H176ZM186 139H188V140H186ZM244 139V140H243ZM245 139L246 140H248V141H254V139H255V141L254 142H249L248 143V141L246 142L245 141ZM263 139V138H262ZM166 140V141H165ZM171 140V141H170ZM176 140V141H175ZM186 140V141H185ZM190 140V141H189ZM151 141V142H150ZM169 141V142H168ZM173 141H175L174 143H173ZM188 141V142H187ZM169 143V144H167V143ZM230 142H228V143H230ZM245 144H243V143ZM257 142V143H256ZM164 143V144H163ZM171 143V144H170ZM185 143H187L186 145H185ZM191 143V144H190ZM193 143V144H192ZM242 143V144H241ZM252 143V144H251ZM167 144V145H166ZM176 144V145H175ZM181 144H183V145H181ZM247 144V145H246ZM151 145V146H150ZM190 145V146H189ZM242 145V146H241ZM253 145V146H252ZM155 146V147H154ZM158 146V147H157ZM161 146V147H160ZM165 146V147H164ZM176 146V147H175ZM182 148H180V147ZM183 146V147H182ZM186 146V147H185ZM260 146V147H259ZM167 147V148H166ZM170 147H172V148H170ZM178 147L180 148V150L178 149ZM240 147V148H239ZM259 147V148H258ZM13 147L11 146L10 147V149H8L5 153H2V158L0 159V180L6 185V187H4V189L5 188H7L6 189V191L7 192H9V195L11 196H15L16 195V197H21V198H28V200L30 199V201H31V203L33 202V200L35 201L34 203H32L31 204V206L29 207V211H30V213L32 214H30L29 216H32L31 218L29 217L28 218V216L25 218V220L23 219L22 221H19L18 219H16V218H14L13 217V213L11 212V211H9V212H5V207L4 206H2L1 204H0V235H1V233L3 232L4 233V235H11L10 237L11 238H13L11 241L13 242V243H15L16 242V244H18V245H20L21 243V245H20V248H18V249H13L14 250V252L13 251H11V253H13L14 254V256H12V254L11 253H7L8 255H6L5 253H6V249L4 250L3 249V247L1 246V248H2V250H4V251H2L1 250V248H0V264H54V262H51L50 261V259L51 258H53L54 256H56V254L57 253H53V252H50V253H45L44 254V252H41V251H38L37 252V250L36 249H31V248H34V245H33V243L34 244H36V241H34L33 243H29L31 240H29L30 239V234L32 233L31 231V228H30V230L29 229H27V228H29L30 226L32 227V229L33 230H35V231H39V232H42L43 230V237H42V239H45L44 241H45V243H47V244H51V242H54V240L56 241L58 238H56L57 236L58 237H60L59 235H58V231H59V234H60V231H61V229L59 230V228H61V227H59V226H56L57 224H55L54 222L56 221L55 220V217H54V212L53 211H50L51 209L50 208H56L57 207V205H54V204H56V203H53V201H51V199L56 195V191H55V186H56V188H58L59 187V185H61L60 187H59V189L60 190H63L62 192L64 193V196L66 197H68V195L71 193V191H70V189L72 190V194H70L69 195V197H72V198H67V199H70L71 201L73 200L74 201V198H76L75 196H74V194H73V192L75 191V189L79 186L82 190V192L84 191L85 193L87 192H89V191H86V189L84 188L85 186H82V184H81V186L79 185L80 183H74V181H73V179L69 176V175H67L66 173H63V172H59V174H57V179H56V173H54L53 171H51L50 169L48 170V168L45 166V165H42V167L43 168H47L46 170V172L48 173V171L50 172V173H48V176L47 177H51L50 179L49 178H47V179H49V180H47L46 181V187H48V189L46 188V197H47V194H48V197H47V200H49L50 201V204L48 203V205H46V206H44V205H42L41 204V196L40 195H42V190H40L41 188H39V190H38V187L40 186V185H38L37 186V184H35L34 182H32V181H30L31 179L30 178H33V177H31V176H33V173H32V175L30 176V178H29V175L31 174L30 173V171H29V169L31 170V171H33L31 168L33 167V169H35V170H37V168L38 167H34V161H33V158H31L32 157V155H31V157L29 156V153L28 152H26V151H22L21 153H20V151L18 152L17 150L16 151H14L15 149H12ZM162 148V149H161ZM164 148V149H163ZM175 148V149H174ZM167 149V150H166ZM174 149V150H173ZM189 149V150H188ZM230 149H232V151L230 152ZM234 149H237V150H235L234 152H233V150ZM12 150V151H11ZM163 150V151H162ZM166 150V151H165ZM183 150V151H182ZM187 150V151H186ZM207 151V153H206V151ZM14 151V152H13ZM28 151V150H27ZM194 151V152H193ZM224 151V152H225ZM16 152H18V153H16ZM164 154H163V153ZM166 152V153H165ZM168 152V153H167ZM202 152V153H201ZM262 152V151H261ZM260 152V153H261ZM24 153H26V154H24ZM28 153V154H27ZM171 153H172V155H171ZM180 153V154H179ZM194 153V154H193ZM230 153H232V154H230ZM19 154H21V155H23V156H25L23 159L24 160H18V159H15V158H17L18 157V155ZM188 154V155H187ZM192 154V155H191ZM204 154V155H203ZM210 154V155H209ZM212 154V155H211ZM215 154V155H214ZM16 155V156H15ZM28 155V156H27ZM175 157H174V156ZM179 155V156H178ZM184 155V156H183ZM190 155V156H189ZM197 155V156H196ZM201 155V156H200ZM203 155V156H202ZM208 155V156H207ZM259 155V156H258ZM261 155V156H260ZM12 156V157H11ZM20 156V155H19ZM171 156H173L172 157V159H171ZM196 156V157H195ZM200 158H199V157ZM215 156V157H214ZM233 156V157H232ZM239 156L241 157V158H239ZM30 157V158H29ZM169 157V158H168ZM184 157V158H183ZM193 157V158H192ZM210 157V158H209ZM232 157V158H231ZM234 157H236L235 159H234ZM245 157V156H244ZM6 158V159H5ZM10 159L9 161L7 160V159ZM180 158V159H179ZM208 158V159H207ZM214 158V159H213ZM216 158V159H215ZM228 158V159H227ZM231 158V159H230ZM164 159V160H163ZM169 159H171V160H169ZM194 159V160H193ZM199 161H198V160ZM219 160V161H221L219 164H217V161L216 160ZM221 159V160H220ZM31 160V161H30ZM163 160V161H162ZM174 162H173V161ZM185 160H186V162H185ZM188 160H190V161H188ZM201 160V161H200ZM223 160V161H222ZM243 160V159H242ZM13 161V162H12ZM20 161V162H19ZM24 161V162H23ZM28 161V162H27ZM203 161V162H202ZM226 161H228V162H226ZM230 161V162H229ZM232 161H234V162H232ZM246 161V160H245ZM248 161V160H247ZM263 161V162H262ZM5 162V163H4ZM8 162V163H7ZM13 164H12V163ZM22 162V163H21ZM199 162V163H198ZM216 162V163H215ZM242 162V161H241ZM257 162H258V164H257ZM160 163V164H159ZM165 163V164H164ZM176 163V164H175ZM187 163H188V165H187ZM234 163V164H233ZM10 164V165H9ZM33 164V165H32ZM160 166H159V165ZM164 164V165H163ZM175 164V165H174ZM198 164V165H197ZM221 164H225V166H222ZM231 164H233V165H231ZM263 164V165H262ZM24 165V166H23ZM30 165V166H29ZM170 165V166H169ZM172 165V166H171ZM179 165V166H178ZM184 165V166H183ZM194 165H196V166H194ZM204 165V166H203ZM235 165V166H234ZM17 166H19V167H17ZM41 166V165H40ZM137 166H138V168H137ZM183 166V167H182ZM192 166V167H191ZM203 166V167H202ZM220 166V167H219ZM227 166V167H226ZM232 166V167H231ZM41 167V169L43 170V171H45L43 168ZM141 167V168H140ZM173 168V170H172V168ZM177 167V168H176ZM187 167V168H186ZM194 167H195V169H194ZM235 167V168H234ZM5 168V169H4ZM24 168H25V170H24ZM161 168V169H160ZM180 168V169H179ZM197 168V169H196ZM217 168V169H216ZM219 168V169H218ZM222 168V169H221ZM261 168V169H260ZM2 169V170H1ZM26 169H28V170H26ZM148 169V170H147ZM160 169V170H159ZM169 169V170H168ZM179 171H178V170ZM214 169V170H213ZM226 169V170H225ZM236 169V170H235ZM257 169V170H256ZM10 170V171H9ZM152 170V171H151ZM164 170H166V171H163ZM168 170V171H167ZM174 170L177 172V173H175L174 172ZM185 170V171H184ZM191 170H193V171H191ZM241 170V169H240ZM27 171V172H26ZM99 171H101L100 169H99ZM158 171V172H157ZM170 171V172H169ZM180 171H181V173H180ZM197 171V172H196ZM214 171H216V172H214ZM225 171V172H224ZM19 172V173H18ZM23 172V173H22ZM25 172V173H24ZM136 172V173H137ZM154 172H156L155 174H154ZM161 172V173H160ZM188 172V173H187ZM240 172V173H239ZM28 173H30V174H28ZM61 173H63V174H61ZM101 173H102V171H101ZM134 173V174H133ZM159 173V174H158ZM194 173V174H193ZM218 173V174H217ZM225 173V174H224ZM237 173V174H236ZM243 173V174H242ZM255 173V174H254ZM21 174V175H20ZM27 174H28V180L31 182V184L30 183H28V181H27V183L28 184H30V188H26V187H24V189L23 188H21V189H19V188H17V189H15V190H17V191H15V190H13V186L11 187V186H8L7 187V183L9 184L11 181H16L17 180V178L18 177H23V175H26L27 176ZM148 174H149V176H148ZM163 174V175H162ZM168 174V175H167ZM170 174V175H169ZM187 174V175H186ZM218 176H217V175ZM18 175V176H17ZM55 175V176H54ZM65 176V177H63V176ZM210 175V176H209ZM226 175V176H225ZM230 175V176H229ZM244 175V176H243ZM262 177H261V176ZM3 176V177H2ZM26 176H24V177H26ZM58 176H59V178H58ZM61 176V177H60ZM69 176V179H70V181L68 180V178H66V177H68ZM170 176V177H169ZM177 176V177H178ZM187 176V177H186ZM199 176V177H198ZM53 177V178H52ZM149 177V178H148ZM183 177H180L181 178V180L183 179ZM201 177V178H200ZM216 177H218V179L216 178ZM65 178V180L63 181V179ZM148 178V179H147ZM154 178V179H153ZM186 178V179H185ZM198 178V179H197ZM206 178L208 179V181L206 180ZM216 178V179H215ZM246 178V179H245ZM27 179V178H26ZM34 179V178H33ZM32 179V180H33ZM56 179V180H55ZM59 179V180H58ZM199 179H200V181H199ZM211 179H212V181H211ZM232 179V180H231ZM243 179H244V186H243V184H242V181H243ZM262 181H261V180ZM57 180L59 181V182H57ZM61 180H62V182H61ZM209 180H210V182H212V183H210L209 182ZM220 180H221V182H220ZM240 180H242V181H240ZM253 180H252V182H253ZM67 181V182H66ZM168 181V182H167ZM223 181V182H222ZM224 181H226V182H224ZM73 182V183H72ZM173 182V183H172ZM213 182H214V184H213ZM237 182V183H236ZM251 182V183H252ZM58 183V184H57ZM59 183H62V184H59ZM72 183L73 184V186H72V184H71V186H72V188H74V189H72L71 188V186H70V184ZM165 183V182H164ZM171 183V184H170ZM217 183H219V184H217ZM233 185H232V184ZM241 183V184H240ZM35 184V185H34ZM53 184V185H52ZM176 184H174L173 186H175ZM201 184V185H200ZM211 184V185H210ZM231 186H230V185ZM243 186L242 188H241V186ZM52 186V189H51V186ZM74 185H78L77 187L76 186H74ZM215 185V186H214ZM217 185H219V186H217ZM236 185V186H235ZM248 185H250L252 188L253 187H255V189L254 190H252V188H249V186ZM1 186V185H0ZM14 186H19V183H18V185H17V183H15V185ZM31 186H32V188H31ZM67 186H69V187H67ZM227 186V187H226ZM247 187L248 188V190L250 189V191L254 194V195H252V193L251 192H249L246 188H244V187ZM9 187H11V188H9ZM50 187V188H49ZM178 187H180V188H178ZM216 187H218V189L216 188ZM15 188V187H14ZM33 188H36V190L37 191H39V192H37L35 189H33ZM70 188V189H69ZM176 189H180V190H182L181 189V186H179V185H177L176 187H175ZM194 188H192V189H194ZM215 188V189H214ZM237 188V189H236ZM244 188V189H243ZM260 188H261V186H260ZM26 189V190H25ZM50 189V190H49ZM222 189V190H221ZM241 189H243V190H246V191H241ZM256 189H258V190H256ZM36 192H35V191ZM48 190V191H47ZM217 190H218V192H217ZM226 190V191H225ZM68 191V192H67ZM193 191V190H192ZM191 191V192H192ZM256 191V192H255ZM34 192V194L36 195H34V194H32ZM67 192V193H66ZM224 194H223V193ZM246 192H248V193H246ZM69 193V194H68ZM85 193H83V195H82V198L83 199H81L82 201H84L85 200V198H86V195L87 194H85ZM226 193V194H225ZM229 193V194H228ZM261 195H260V194ZM29 194V195H28ZM55 194V195H54ZM68 194V195H67ZM89 194V193H88ZM233 194V195H232ZM25 197H24V196ZM85 195V196H84ZM236 195V196H235ZM245 195H246V197H245ZM260 195V196H259ZM23 196V197H22ZM39 196H40V198H39ZM52 196V197H51ZM74 196V197H73ZM223 196V197H222ZM238 196V197H237ZM251 196H253V197H251ZM34 197H36V198H34ZM227 197V198H226ZM31 198H32V200H31ZM55 198V200L57 199L56 198V196L54 197ZM54 198L52 199V200H54ZM240 198V199H239ZM259 198V199H260ZM87 199V198H86ZM221 199V200H220ZM232 199V200H231ZM238 199V200H237ZM54 200V201H55ZM226 200V201H225ZM231 200V201H230ZM247 200V201H246ZM264 200V199H263ZM241 201V202H240ZM250 201V202H249ZM48 202V201H47ZM52 202V203H51ZM62 202L63 201H61L59 204H61V205H63L62 204ZM81 202V201H80ZM246 202V203H245ZM250 204H249V203ZM39 203V204H38ZM37 204V205H36ZM242 204V205H241ZM245 204V205H244ZM247 204V205H246ZM33 205V206H32ZM226 205H228V206H226ZM15 206H17V207H15ZM15 206L13 207V209L12 210H15V211H17V209L19 210L20 208L22 209V207H20L19 205H16L15 204ZM50 206V208H48ZM103 207H105V206H100L99 208L101 209H98L99 211H97L96 212V218H95V223H93V221L92 220H90L87 224L89 225V227H90V225H94V227H93V225H92V229L95 231V232H98L99 230V232H98V235H100V237L103 235V234H101V233H103V231L101 232V228H102V226L101 227H99L101 224V222L102 221H104L103 219H105V218H103L104 217V214H105V216H107L106 214H108V213H104V211L105 212H108L109 211V209H107V211H106V208H103ZM231 207V206H230ZM246 207V208H245ZM250 207H251V209H250ZM31 208V209H30ZM108 208V207H107ZM50 209V210H49ZM195 212H197L196 214L198 215V218H199V220L200 221H202V220H206V222L208 221V222H211L212 223V220H213V217L215 218V216H213V214H215V212H211V211H209L208 210V212L207 211H205V212H203V211H200L199 209H197V208H192ZM249 209H250V213H249ZM246 210V212H244ZM47 211V212H46ZM169 213H170V211L172 212V213H174L175 211L174 210H170V209H168L167 210ZM46 212V213H45ZM97 213L99 214V216H101V218L97 215ZM211 213H213V214H210ZM41 214V215H40ZM42 214H44V215H47L48 216V218L47 219H44V220H42L43 218V216L44 215H42ZM51 214V215H50ZM171 214V213H170ZM175 214H177V213H175ZM205 214H209L210 215V217H206V216H204ZM53 215V216H52ZM66 215H68V214H66ZM169 215V214H168ZM167 215V216H168ZM197 215H195V218L197 217ZM201 215V216H200ZM203 215V216H202ZM39 216H41L40 218H39ZM50 216V217H49ZM174 216V215H173ZM172 215L171 216H168L167 218H166V220L170 223L171 221H175L176 223H181L179 220H178V218H180L179 216L180 215H176V216H178V218H177V221H176V217L174 218ZM211 216H212V219H211ZM216 216H217V214H216ZM99 217V218H98ZM169 217L171 218V219H169ZM172 217H173V220H172ZM204 217V218H203ZM42 218V219H41ZM51 218H53L52 220H54V222L53 221H51L50 219ZM99 220H98V219ZM197 218V219H198ZM201 218H202V220H201ZM98 221H97V220ZM29 220H31L30 222H29ZM169 220H171V221H169ZM211 220V221H210ZM215 220V219H214ZM214 220H213V222H214ZM18 221V222H17ZM24 222V223H23ZM42 222H44L43 224H42ZM45 222H46V224H45ZM98 222V223H97ZM207 222V223H208ZM89 223H91V224H89ZM104 222H102V224H103ZM31 224V225H30ZM97 225V226H96ZM99 225V226H98ZM28 226V227H27ZM59 227V228H58ZM26 228V229H25ZM69 228H71V227H69ZM91 228H89L90 230V232L91 233H95ZM100 228V229H99ZM22 229V230H21ZM25 229V230H24ZM37 229V230H36ZM46 229V230H45ZM98 229V231H96ZM20 230V231H19ZM28 230V231H27ZM40 230H42V231H40ZM2 231V232H1ZM23 231V232H22ZM55 231H57V232H55ZM7 232H8V234H7ZM21 232H22V234H21ZM25 232V233H24ZM208 232V231H207ZM2 233V234H3ZM24 233V234H23ZM57 233V234H56ZM208 234H210V236H211V234H212V237L214 238L215 237V239H221V238H219L220 236L218 235V234H216L217 236H215V234L212 232V231H210ZM44 235H45V237H44ZM96 235H97V233H95L93 236H95L96 237ZM97 235V236H98ZM28 236V237H27ZM20 237V238H19ZM99 237V236H98ZM97 237V238H98ZM24 238V239H23ZM96 238V239H97ZM21 239H23V240H21ZM99 239V241H100V238H98ZM97 239V240H98ZM104 239V237L102 236V238H101V240H103ZM25 240V241H24ZM33 241V240H32ZM31 241V242H32ZM19 242V243H18ZM27 243H29V245L27 244ZM25 244L26 245H28V247L27 246H25ZM73 245H74V243H72ZM72 244H70L71 246H72V249H73V251H74V254H73V256H77L76 258H78L77 259V264H85V261H86V264L89 262L88 260L89 259H87V257L88 258H90L91 257V254H92V256H94V255H97L98 254V251H97V249H96V251L94 250H89L88 249V247H84V246H79V248H78V246L77 245H75L74 247H73V245ZM2 245H3V243H2ZM30 245L31 246H33V247H30ZM23 246H25L24 248H23ZM36 246V245H35ZM21 247H22V249H21ZM29 248V249H28ZM38 248H39V246H38ZM75 248V249H74ZM87 248V249H86ZM25 249H28V250H25ZM68 249V248H67ZM15 250H16V252H15ZM65 250H66V248H65ZM99 250V252L101 253L102 251L104 252H102V254L103 255H105V258H107V259H105L104 258V256L102 255V254H98V256H96L95 258H94V260H93V262H92V264L93 263H95V264H106L107 262H108V259H109V262H112L113 260L115 261V264H128V262H124V261H121V260H123L122 258H118V256L117 255H115L113 252H111L110 253V251H109V253H107V251H105V250H100V249H98ZM8 251V250H7ZM36 251V252H35ZM4 252V253H3ZM19 252H21V253H19ZM24 252V253H23ZM106 252V253H105ZM2 253V254H1ZM97 253V254H96ZM113 253V254H112ZM214 253V252H213ZM11 254V255H10ZM75 254H77V255H75ZM112 254V255H111ZM214 254H217V252H215ZM4 255V256H3ZM8 256L9 258L7 259L6 258V256ZM16 255V256H15ZM107 255V256H106ZM10 256H12V258L10 257ZM53 256V257H52ZM80 256V257H79ZM101 256H103L102 258H101ZM108 256H111V257H109L108 258ZM114 256V257H113ZM116 256V257H115ZM217 256H219V255H217ZM51 257V258H50ZM82 257H84V260L85 259H87V260H83L84 261V263L82 262ZM86 257V258H85ZM219 257H221V256H219ZM4 258H6V259H4ZM11 258V259H10ZM50 258V259H49ZM71 258V257H70ZM69 257L68 258H66V259H64L65 261H64V263H62V264H67V261H68V259H70ZM75 258V259H76ZM99 258V259H98ZM221 258H223V257H221ZM79 259L81 260V262L79 261ZM102 259H104V260H102ZM113 259V260H112ZM120 259V260H119ZM9 262H8V261ZM97 260V262H95ZM99 260V261H98ZM104 261V262H102V261ZM117 260V261H116ZM229 261H230V259H228ZM234 260V259H233ZM2 261V262H1ZM4 261H7V262H4ZM78 261H79V263H78ZM101 261V262H100ZM114 261L112 262L113 264H114ZM121 261V262H120ZM231 261H232V259H231ZM99 262V263H98ZM108 262V263H109ZM117 262V263H116ZM112 263H110V264H112ZM232 263V262H231ZM55 264H59V263H55ZM61 264V263H60ZM68 264H70V263H68ZM90 264V263H89ZM134 264H137L136 262H134ZM243 264H246V263H243Z\"/></svg>","mask_w":264,"mask_h":264}]
</instances>
